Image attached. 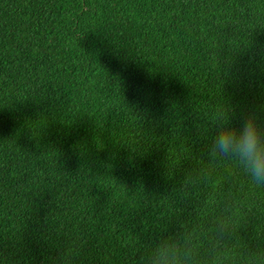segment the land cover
<instances>
[{"label":"trees","instance_id":"trees-1","mask_svg":"<svg viewBox=\"0 0 264 264\" xmlns=\"http://www.w3.org/2000/svg\"><path fill=\"white\" fill-rule=\"evenodd\" d=\"M253 106L264 0H0V264H264V186L208 155Z\"/></svg>","mask_w":264,"mask_h":264},{"label":"clouds","instance_id":"clouds-1","mask_svg":"<svg viewBox=\"0 0 264 264\" xmlns=\"http://www.w3.org/2000/svg\"><path fill=\"white\" fill-rule=\"evenodd\" d=\"M208 155L213 159L235 160L252 184L264 186V108L253 106L237 113L226 107L217 121ZM183 261V246L176 238L160 242L152 253V264H183Z\"/></svg>","mask_w":264,"mask_h":264}]
</instances>
